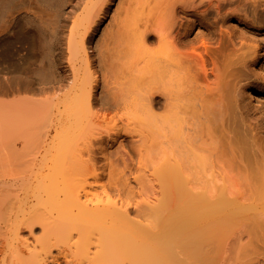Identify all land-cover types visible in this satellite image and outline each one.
I'll return each instance as SVG.
<instances>
[{
    "label": "bare ground",
    "instance_id": "6f19581e",
    "mask_svg": "<svg viewBox=\"0 0 264 264\" xmlns=\"http://www.w3.org/2000/svg\"><path fill=\"white\" fill-rule=\"evenodd\" d=\"M36 1L42 0H0L1 75L23 69L19 59L28 62L34 54L35 35L20 22L23 15L31 16L27 7ZM106 2L91 0L92 5L83 8L82 20L74 23L73 30L76 25L86 30L81 49L69 42L70 66H75L80 50L87 58V35L104 14ZM235 13L256 27L254 20L264 15V0L159 4L155 86L146 98L162 112L161 130L170 132L171 151L176 147V152L171 157L161 152L155 162L153 176L161 197L154 204L140 207L132 199H120L140 221L126 218L108 200L109 192L121 194L117 185H103L107 198L88 190L89 178L102 182L105 173L102 167L98 174L96 156L104 155L121 133L97 113L119 106L111 89L101 99L95 92L101 82L108 83L111 69L108 74L101 69L99 75L87 62L83 78L75 76L67 85L58 78L53 42L49 76H31L26 82L6 78L9 84L0 90V203L6 187L29 180L36 189L48 184L47 200L56 207L30 216L28 225L40 226L42 235L27 257L22 247L12 248L9 264H264V126L251 119L245 102L246 95L253 98L254 90L248 55L242 53L245 45L224 30ZM251 13L253 20L248 22ZM148 32L142 33V42ZM260 58L264 60V55ZM41 69L34 74L40 75ZM261 71L264 74V62ZM2 80L5 76H0ZM89 119L78 164L61 156L38 162L37 155L54 144L59 133L50 143L49 136L63 123L75 127ZM141 147L124 154L130 171ZM225 166L247 182V193H234L232 179L224 177ZM72 169L79 183L64 172ZM220 181L225 184L218 185ZM56 225L65 228L57 230ZM230 234L238 237L233 248L224 244Z\"/></svg>",
    "mask_w": 264,
    "mask_h": 264
},
{
    "label": "rangeland",
    "instance_id": "374dc122",
    "mask_svg": "<svg viewBox=\"0 0 264 264\" xmlns=\"http://www.w3.org/2000/svg\"><path fill=\"white\" fill-rule=\"evenodd\" d=\"M162 1L109 0L106 2L104 14L93 25L85 41L84 46L88 49V56L86 58L83 50H80L81 52L77 54L78 59L73 64L75 66H70L69 62V42L74 41L78 45L77 49H81V35L84 34L86 27L76 25L74 30L73 27L76 21L82 20L83 8L87 7V4L92 5L91 0L31 2L27 7V12L30 10L31 16L26 18L23 15L24 18L20 23L22 26H29L35 35V41L32 44L34 54L28 62L25 60L22 63L19 59L18 64L23 69L18 72L0 74V76H5V80L0 83V90L5 84L8 86L6 79L8 77L16 76L19 79L16 80L26 82V79L31 76L37 78L49 76V47L53 42L57 44L54 59L59 60L58 78L63 79L67 85L72 83L75 76L77 79L83 78L87 62L93 70L99 71V75L102 74L101 69L106 73L108 69H111L112 73L111 77L108 75V83L104 85L101 82L95 92H98V98L101 99L104 96L103 93L107 94L111 89L119 99V106L110 110H100L97 113L101 121L106 117L108 120L104 119V122L106 121L110 128L121 133L106 147L107 151L104 155L96 156V167L99 169L103 167L105 173L103 169L98 171L99 175L103 173L102 182H97L95 177H90L91 186L88 190H98L102 197L107 198L103 193V185H109L110 182L112 187L117 185L121 194L109 192L108 200L117 204V209L133 221L140 220L134 213L128 212L127 207L119 203L120 199L126 201L132 199L135 205H140V207L154 204L161 197L160 187L153 176L155 162L160 158L161 152H164L167 157H171L176 152V147L171 151L170 132L161 130L159 115L162 112L146 98V92L150 87L155 86L152 73V69L155 70L157 50L155 25L159 4ZM252 15L253 13L250 14L248 22L253 20ZM234 16L228 21L224 30L226 34L231 32L238 42L242 41L245 45L242 53L248 55L249 72L254 79V90L250 92L253 98L250 99L246 95L245 102L251 119L264 126V74L261 71L264 60L260 58L264 55V15L254 20L256 27L250 23L247 24L243 18H238L237 13ZM145 29H149V32L142 42V33ZM196 32L198 33L199 30ZM53 36L55 38H52ZM224 42L228 43L227 40ZM39 68H42L40 75H35L34 72ZM12 98L8 97V100ZM91 122L92 119H89L75 127L63 123L59 131H54L49 136L48 143L59 133L56 142L37 155L38 162H49L53 156H61L64 159H72L75 164H78L81 153L85 149L83 146L86 137L85 129L89 128ZM184 135L186 139L189 138L185 131ZM261 137L264 140V133ZM141 138L145 140V143ZM139 146H142L141 153L136 152L138 155L135 157V167L130 171L125 167L124 154L132 149H138ZM225 169L224 177L232 179L234 193L238 194V191L240 194L244 190H249L247 182L243 181L239 174L231 173L227 166ZM64 172L69 173L73 182L79 183V177L74 169L64 170ZM217 184L222 186L225 183L220 181ZM49 188L50 186L45 184L36 189V185L29 183V180L19 181L14 186L6 187L4 201L0 203V264L10 263L11 249L17 246L23 248L26 257L34 251L36 239L42 235L41 227H31L27 222L33 213L53 210L54 203L47 200L46 196ZM244 192L247 193V191ZM55 228L62 230L65 227L56 225ZM234 236H226L224 244H230L231 248L237 246L238 237Z\"/></svg>",
    "mask_w": 264,
    "mask_h": 264
}]
</instances>
